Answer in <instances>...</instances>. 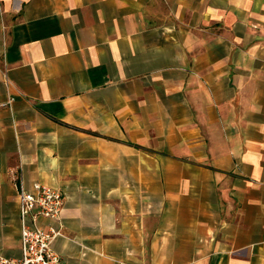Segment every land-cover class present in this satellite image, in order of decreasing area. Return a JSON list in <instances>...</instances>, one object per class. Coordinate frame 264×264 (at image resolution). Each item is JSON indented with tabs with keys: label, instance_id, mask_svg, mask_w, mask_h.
I'll use <instances>...</instances> for the list:
<instances>
[{
	"label": "crops",
	"instance_id": "1",
	"mask_svg": "<svg viewBox=\"0 0 264 264\" xmlns=\"http://www.w3.org/2000/svg\"><path fill=\"white\" fill-rule=\"evenodd\" d=\"M21 181L61 264H264V0H0L6 258Z\"/></svg>",
	"mask_w": 264,
	"mask_h": 264
},
{
	"label": "built area",
	"instance_id": "2",
	"mask_svg": "<svg viewBox=\"0 0 264 264\" xmlns=\"http://www.w3.org/2000/svg\"><path fill=\"white\" fill-rule=\"evenodd\" d=\"M17 196L21 223L20 256L6 258L0 255V264H61L53 242L62 231L51 223L61 219L63 193L38 182L26 187L21 181ZM42 220L47 223L41 224Z\"/></svg>",
	"mask_w": 264,
	"mask_h": 264
}]
</instances>
